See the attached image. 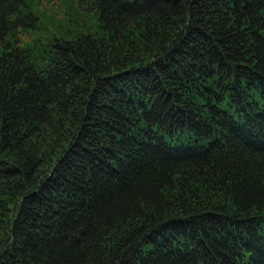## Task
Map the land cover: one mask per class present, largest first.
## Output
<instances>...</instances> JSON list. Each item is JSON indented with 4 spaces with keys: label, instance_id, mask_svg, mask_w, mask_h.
<instances>
[{
    "label": "trees",
    "instance_id": "trees-1",
    "mask_svg": "<svg viewBox=\"0 0 264 264\" xmlns=\"http://www.w3.org/2000/svg\"><path fill=\"white\" fill-rule=\"evenodd\" d=\"M0 264H264V0H0Z\"/></svg>",
    "mask_w": 264,
    "mask_h": 264
}]
</instances>
